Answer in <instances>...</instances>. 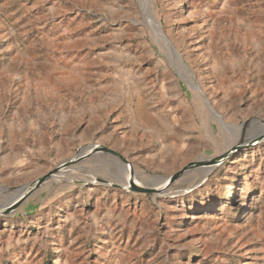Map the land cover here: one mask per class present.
<instances>
[{
	"label": "rangeland",
	"instance_id": "obj_1",
	"mask_svg": "<svg viewBox=\"0 0 264 264\" xmlns=\"http://www.w3.org/2000/svg\"><path fill=\"white\" fill-rule=\"evenodd\" d=\"M262 129L264 0H0V264H264V141L118 183Z\"/></svg>",
	"mask_w": 264,
	"mask_h": 264
},
{
	"label": "water",
	"instance_id": "obj_2",
	"mask_svg": "<svg viewBox=\"0 0 264 264\" xmlns=\"http://www.w3.org/2000/svg\"><path fill=\"white\" fill-rule=\"evenodd\" d=\"M262 141H264V134H262L260 137H257L255 139H249L248 138L247 140H245V141H243L241 143H238V144L236 143V144L230 146L227 151L223 152L219 156H216V157H208V158H205V159H203L201 161H195V162L189 164L188 166H186L185 168H183L181 171H179V172H177L175 174H172V175H170L168 177H157V176H154L157 179V181H156L155 184L156 185L157 184L158 185H161L166 180H168V183H173L175 180H177L180 177L184 176L188 172H190V171H192L194 169H198L199 167L204 166L208 162H212L215 159L220 158V157L226 159L233 152H236L237 150L244 149V148H247V147L256 145V144H258L259 142H262ZM99 150L101 152H104V153H107V154L112 155L113 157H115L116 159L121 160L122 162H127L118 153H116V152H114V151H112L110 149L101 147ZM224 159H222L221 161H223ZM71 164H74V161L70 160L68 162H63V163L59 164L57 167H55L48 174L42 176L40 179H38L37 181H35L34 183H32L31 185L26 186V187H20L17 190H15L16 197H17V202L16 203L9 204V206H17L27 196H29L30 194H32L35 191H38L42 186H44V183L47 182V181H49L51 178H53V176H55V174L58 171H60L62 168H65L66 166L71 165ZM99 181L101 183L106 184V185H111L110 182L107 181V180L99 179ZM112 185H114V186H116L118 188H122V189L124 188L121 185H117V184H112ZM156 185H154V186H150L149 185L148 187H143V188H139V187H137V186L134 185V187L131 188V190L134 191V192H137V193H150V194H155L156 193V191H155Z\"/></svg>",
	"mask_w": 264,
	"mask_h": 264
},
{
	"label": "bare ground",
	"instance_id": "obj_3",
	"mask_svg": "<svg viewBox=\"0 0 264 264\" xmlns=\"http://www.w3.org/2000/svg\"><path fill=\"white\" fill-rule=\"evenodd\" d=\"M152 23H153V30H154V32H157V33H160L161 32V27L159 26V23L157 22V20H155V19H152ZM264 133V129H262V131L260 132V133H258L256 136L257 137H260L262 134ZM255 136V137H256ZM98 158V157H97ZM222 159H224V158H217V159H215L214 161H212V162H208L207 164H205L206 166H208V167H212V166H215V165H217ZM117 160H119V159H117ZM121 161V160H120ZM126 163V162H125ZM78 166V165H77ZM76 166V167H77ZM118 168H119V170H120V173L122 174V176H125V179H122V180H119L118 179V183L119 184H122V185H125L126 187L128 186V185H130L131 184V186H132V188L134 187V185L135 186H138L139 188H142L141 186H139L136 182H139L140 183V185H142V186H147V184H152L153 186L154 185H156V184H154L155 183V178L154 177H151V176H147V174H145L144 172H141V171H136V172H132V175L130 176V178L127 176V171L125 172V167H120L119 165H118ZM75 169V168H74ZM73 170V169H72ZM126 173V174H125ZM61 176V175H60ZM62 177V176H61ZM56 179H58L56 176H53V178H51L50 180H49V182H51V183H54L53 182V180H56ZM128 179V180H127ZM147 179H149L148 181H147ZM60 180V179H59ZM67 181V180H66ZM64 183H66V182H64ZM169 184L170 183H168V180H166L165 182H163L161 185H156V187H155V191H156V193H158V191L160 192V193H162V192H164V191H167V187L169 186ZM151 185V186H152ZM3 206V205H2ZM7 209V208H6Z\"/></svg>",
	"mask_w": 264,
	"mask_h": 264
}]
</instances>
